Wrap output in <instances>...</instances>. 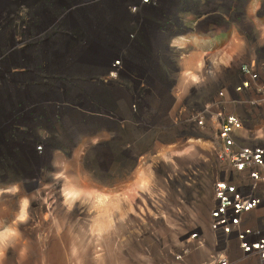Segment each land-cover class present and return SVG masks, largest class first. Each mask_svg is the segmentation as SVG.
Here are the masks:
<instances>
[{
  "label": "rangeland",
  "instance_id": "1",
  "mask_svg": "<svg viewBox=\"0 0 264 264\" xmlns=\"http://www.w3.org/2000/svg\"><path fill=\"white\" fill-rule=\"evenodd\" d=\"M112 1L0 0V233H14L0 244V264L205 260V254L176 260L185 233L206 229L211 197L208 181L189 184L183 177L206 147L175 143L169 127L178 119L176 96L187 93L206 53L226 64L246 52L245 41H253L249 14L259 20L256 45L264 47V0H250L251 13L245 11L249 0L143 6L139 14L152 10L149 19L170 30L161 51L182 65L171 71V77L177 73L168 88L162 70L157 78L148 66L128 70L147 53L135 51L134 60L127 43L117 52L118 34L130 31L124 23L118 28L128 21L119 5L135 0H115L117 19L102 29L93 24L92 14L114 8ZM70 55L80 63L66 61ZM114 61L122 77L105 79ZM75 65L84 70L67 67ZM143 81L161 101L146 104L156 109L148 123L160 132L157 138L140 134L130 111Z\"/></svg>",
  "mask_w": 264,
  "mask_h": 264
},
{
  "label": "built area",
  "instance_id": "2",
  "mask_svg": "<svg viewBox=\"0 0 264 264\" xmlns=\"http://www.w3.org/2000/svg\"><path fill=\"white\" fill-rule=\"evenodd\" d=\"M151 3L156 5L157 0H139L127 10L138 14ZM137 25L124 35L125 41L123 34L117 36L122 45H132L126 55L147 53L128 70L141 67L139 62L155 78L162 70L168 88L177 73L171 77V71L182 66L171 52L161 51V40L170 30L152 18ZM245 42L246 52L233 55L226 64L206 53L187 93L176 96L178 119L169 127L175 143L197 142L206 147L183 177L189 184L208 181L211 190L206 229L195 226L185 233L177 261L197 260L195 255L205 254L202 264H264V47ZM120 66L114 61L105 79L122 77ZM148 88L144 81L137 84L130 111L140 134L157 138L160 132L148 123L156 109L146 104L161 101Z\"/></svg>",
  "mask_w": 264,
  "mask_h": 264
},
{
  "label": "crops",
  "instance_id": "3",
  "mask_svg": "<svg viewBox=\"0 0 264 264\" xmlns=\"http://www.w3.org/2000/svg\"><path fill=\"white\" fill-rule=\"evenodd\" d=\"M128 3H130V4H139V0H135V2H132V3L130 1V2H127L126 4H128ZM126 4L124 6L123 5H119V6L121 7V9H124L127 12V14H128V16H127L128 17V21L127 22H124L125 20H123L122 22H120V25L118 26V28L121 29V25L123 23H124V25H123V28L122 29H124V30L127 29L128 30L130 28V31H128L127 34H123V36L125 35L127 37V35L130 32H132L134 29H138V25H137L138 23L145 22L147 19H149V17L155 16V15H154V12L152 10H149L148 13L143 14V15H141L139 13L138 14H129V11L127 10L129 4L127 6H126ZM145 6H149V5H145ZM150 11L152 12V14H149ZM245 11L251 13L250 0L245 5ZM142 12H144V11H142ZM247 22H248V32H247L248 38L253 39L252 42H254V45H256V43H257V40L256 39L257 38L259 39L260 38V35H261V31L258 28L259 25H257V23L259 22V20H256L254 18V15L253 14H249V19H248ZM119 35H121V34H118V36ZM125 36H124V39H125ZM256 46H259V45H256ZM113 50L116 53V48L113 49ZM117 52L118 53L121 52L120 54H122V52H123V45L122 44L118 46ZM131 57H132V59L135 60L136 58H138V55H136V54L135 55H131ZM138 66H141V67L142 66H145V63L144 62H142V63L139 62L138 63Z\"/></svg>",
  "mask_w": 264,
  "mask_h": 264
},
{
  "label": "bare ground",
  "instance_id": "4",
  "mask_svg": "<svg viewBox=\"0 0 264 264\" xmlns=\"http://www.w3.org/2000/svg\"><path fill=\"white\" fill-rule=\"evenodd\" d=\"M55 1V0H54ZM82 2H85V3H89V4H93V3H97L99 2V0H81ZM119 1V0H118ZM109 2V1H108ZM112 2H114L116 4V1L113 0ZM121 2V1H120ZM81 3V2H80ZM101 3V2H100ZM96 12V11H95ZM120 15L119 13V10H118V6L117 4L115 5L114 8H107V7H104L103 11L101 12H96L94 14H92V17L91 19L93 20V24L97 26L98 29H102V26L107 22V21H110L112 20V18H115L117 19V17ZM99 19H97V18ZM91 20V21H92ZM100 20V21H99ZM9 22V21H8ZM40 22H43V20H41ZM49 26V25H48ZM14 49V48H13ZM12 49V50H13ZM10 50L8 51V53H13V51ZM15 50V49H14ZM15 53V52H14ZM121 53V52H120ZM84 57V56H83ZM87 59L88 57L90 58V56H86ZM67 59V58H66ZM83 59V58H82ZM125 60V59H124ZM68 62H77V63H80L78 57H71V55L68 57V59L66 60ZM67 63V62H66ZM76 63V64H77ZM81 65V64H80ZM67 67H71V69H69L70 71L73 70V71H83L84 69L82 67H79L77 65L75 66H67ZM67 67H64L63 69L64 70H67ZM89 68V67H88ZM96 69V68H95ZM97 69H100V71L102 70L101 67L97 68ZM68 70V71H69ZM92 69L89 68L88 71L90 72ZM121 70V69H120ZM98 73V72H97ZM105 115V114H104ZM56 189V188H55ZM203 192V191H202ZM69 195H72V192L71 191H68V196ZM54 196V195H53ZM206 196V195H205ZM56 197V196H55ZM54 198V197H53ZM206 199V197H204V200Z\"/></svg>",
  "mask_w": 264,
  "mask_h": 264
},
{
  "label": "snow or ice",
  "instance_id": "5",
  "mask_svg": "<svg viewBox=\"0 0 264 264\" xmlns=\"http://www.w3.org/2000/svg\"><path fill=\"white\" fill-rule=\"evenodd\" d=\"M20 219L21 220L25 219L24 215H21ZM10 235H14V233H0V244H3L4 242H6Z\"/></svg>",
  "mask_w": 264,
  "mask_h": 264
}]
</instances>
